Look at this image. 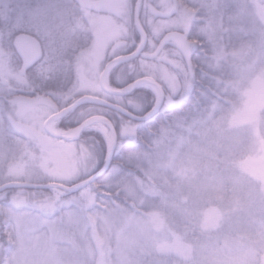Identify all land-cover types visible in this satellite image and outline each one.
<instances>
[{
  "label": "clouds",
  "instance_id": "obj_1",
  "mask_svg": "<svg viewBox=\"0 0 264 264\" xmlns=\"http://www.w3.org/2000/svg\"><path fill=\"white\" fill-rule=\"evenodd\" d=\"M0 264H264V0H0Z\"/></svg>",
  "mask_w": 264,
  "mask_h": 264
}]
</instances>
